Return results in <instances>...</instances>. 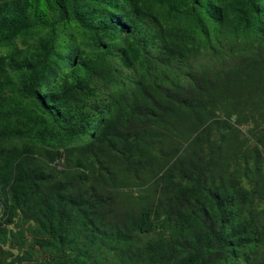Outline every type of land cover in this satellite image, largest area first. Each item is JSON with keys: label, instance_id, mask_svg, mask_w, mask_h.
<instances>
[{"label": "trees", "instance_id": "trees-1", "mask_svg": "<svg viewBox=\"0 0 264 264\" xmlns=\"http://www.w3.org/2000/svg\"><path fill=\"white\" fill-rule=\"evenodd\" d=\"M0 264H264V0H0Z\"/></svg>", "mask_w": 264, "mask_h": 264}]
</instances>
